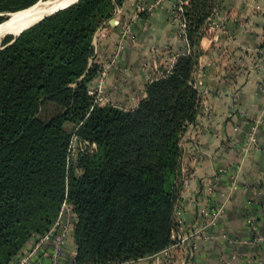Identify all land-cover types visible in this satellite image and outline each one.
<instances>
[{
	"label": "trees",
	"instance_id": "obj_1",
	"mask_svg": "<svg viewBox=\"0 0 264 264\" xmlns=\"http://www.w3.org/2000/svg\"><path fill=\"white\" fill-rule=\"evenodd\" d=\"M10 1L0 8L37 0ZM125 1L75 0L0 44V264L25 255L64 202L75 214L68 264H125L174 242L180 140L202 106L193 71L222 0H179L188 50L131 109L95 102L87 88L95 32ZM73 136L86 146L76 163Z\"/></svg>",
	"mask_w": 264,
	"mask_h": 264
},
{
	"label": "crops",
	"instance_id": "obj_2",
	"mask_svg": "<svg viewBox=\"0 0 264 264\" xmlns=\"http://www.w3.org/2000/svg\"><path fill=\"white\" fill-rule=\"evenodd\" d=\"M137 2L150 11L133 24L105 79L106 91L124 108L136 105L145 94L151 70L141 66L154 61L151 46L171 51L186 46L174 14L178 0ZM214 21L220 28L200 39L204 52L196 79L204 90V105L182 137L180 172L182 178L190 177L178 201L182 224L172 233L168 264H264V245L252 239L255 232L264 233V0H222ZM110 28L115 36L117 29ZM111 46L100 44V56L109 58ZM251 132L256 143L246 150L245 138ZM204 208L207 221L201 216ZM187 231L194 235L182 245L178 238ZM35 241L29 239L19 254ZM51 252L47 243L26 264H68L75 255L72 231L57 259ZM161 259L158 253L125 264Z\"/></svg>",
	"mask_w": 264,
	"mask_h": 264
},
{
	"label": "rangeland",
	"instance_id": "obj_3",
	"mask_svg": "<svg viewBox=\"0 0 264 264\" xmlns=\"http://www.w3.org/2000/svg\"><path fill=\"white\" fill-rule=\"evenodd\" d=\"M18 1H20V0H11L9 2V4L13 5V4L17 3ZM44 1H46V0H37L35 3L39 4L40 2H44ZM127 1H129V3H130V4L128 3L129 5L126 3ZM127 1H125V3L123 4L122 7H119L120 8V13L119 14L116 13L114 15V17L119 19L118 25L105 24V25L99 27L96 30V32H95V35H94L95 36V38H94L95 51H94V57L91 60V66L93 68L94 77L88 83V86H87L88 92H89V94L91 96H93L95 102H98V103H100V102L101 103H109L111 105H114V106H117V107L123 108V109L134 108L137 104L133 105L130 108H124L121 105H118L117 102L113 101V98L111 97V95L106 91L105 79L107 77V74H108L109 70L113 66L116 65L117 60H118V58L120 56V53H121V51H122V49L124 47L125 41L130 37V35L132 33L131 30H132L133 24L136 22V20L139 17H141V16L142 17H146L148 12L150 11L149 10L150 8H146L143 5L139 4L137 2V0H127ZM35 3H33L32 5H34ZM3 5L4 4L0 3V7H2ZM32 5H30V6H32ZM30 6H28V7H30ZM27 8H25V9H27ZM25 9L23 8L21 10L12 12V11H6V10H3V9L0 8V25H3L5 23H7L15 13H17L19 11H22V10H25ZM219 10H220V8L218 10H216L214 15L210 19H208L206 21V24L203 27L204 35H209L210 34L209 32H211L212 29L216 30L217 27L220 28V26L214 21V17L218 13ZM174 11H175V13H174L175 14V18L178 20V23H177L178 36L181 37L184 41H186L185 38H184V29H185V27L183 28V30H181L182 27H180V23L181 24L184 23L183 18H182V8L180 10L176 6L174 8ZM133 15H136V18L131 22V24L129 26V29H128L127 36H125L123 39H121L123 26H124V24L126 22H129V19ZM171 18H172V16H171ZM184 25H185V23H184ZM110 27H113V28L117 29V33H116L115 36L113 35V31L111 30ZM14 35L15 34H13V33H9V34L4 35L0 39V44H1V42L3 41V39L5 37L14 36ZM108 43H111V45H112L111 49L112 50H110L111 51L110 54H109L110 57L105 59L104 57L100 56L101 50L99 51V48H100V44H103L104 46H108ZM150 50H151L150 52L152 53V55L154 57V61L152 63H150V64L144 63L141 66L143 70H146L147 68H148V70H149V68L151 70L150 75H147V77H146V84L149 81V79H152L156 75L157 76L161 75L163 69H168L170 67V65H172L171 64L172 56H174V60H175V56H176L177 53L187 51L188 49H187V42H186V46H185L184 50H181V49L178 50L177 49V50L171 51V48H169L167 46H164V45H153V46H151ZM98 52H99V55L97 57V53ZM174 60H173V62H174ZM198 65H199V60H198ZM198 65L196 66L195 71H193V75H194V78H195L196 86L198 85L197 79H196V73H197V70H198ZM103 69L105 71V74H104V76L101 77V72H102ZM197 88H198V86H197ZM199 89H201V90H199ZM198 90H199V92H200V94L202 96V100H203L204 99L203 98L204 92H201V91H204V90H203V88H198ZM135 97L138 98L137 95H134V99H135ZM203 103L201 102V105ZM201 108H202V106H201ZM200 111H201V109H200ZM70 127H71L70 125L66 126L67 129H69ZM187 128H186V130H187ZM186 130H185V132H186ZM185 132H184V134H185ZM247 138H248V134L246 135V138H245L246 141H247ZM246 141H245V145H244L245 147H246ZM180 146L182 148V138L180 140ZM85 147H84V144H80V140L77 137L73 136L72 142H71L70 153L72 154L74 159H75V157L77 159L78 154L81 151H83ZM91 147H94V145L92 144ZM182 152H183V150H182ZM189 174L186 177L183 178V182H182L183 183V188L187 186L186 184H184V180H185V178L187 179V178L190 177ZM208 179H209V177H208ZM210 183L211 182H209V181L207 182V187L208 188L209 187L211 188ZM169 254L171 255V253H169ZM161 263L162 264H168L166 261L163 260V258L160 260V263H155V264H161Z\"/></svg>",
	"mask_w": 264,
	"mask_h": 264
},
{
	"label": "built area",
	"instance_id": "obj_4",
	"mask_svg": "<svg viewBox=\"0 0 264 264\" xmlns=\"http://www.w3.org/2000/svg\"><path fill=\"white\" fill-rule=\"evenodd\" d=\"M178 9L181 10V2L180 1H179V4H178ZM116 13L117 14L120 13V8L116 9L114 15ZM135 18H136V15H133L129 19V22H126L124 24L123 31H122V34H121V39H123L125 36H127L129 26H130L131 22ZM112 19H114L112 25H118L119 19L116 18V17H114V16L112 17ZM180 27H182L181 30H183V28L185 27L184 23H182V24L180 23ZM94 38H95V36H94ZM94 38H93V43H94ZM173 60H174V56H172L171 64L173 63ZM104 74H105V71L103 69L102 72H101V77L104 76ZM150 80L151 79H149V81ZM197 86H198V88H200L199 85H197ZM199 90H201V89H199ZM201 92H204V91H201ZM202 103H203V100H202ZM255 143H256V138H255L253 132L248 133V138H247L246 147H245L246 150L249 147L253 146ZM184 184H186V185L188 184V179L185 178ZM206 214H207V210L204 208L202 210V215L201 216H203L204 218H206L207 217ZM214 214H216V213H213V215ZM175 219H176L178 225H181L182 224V221H181V218H180V210H178V209L175 212ZM206 221H207V218H206ZM74 222H75V214L73 212V209H72L71 205H69L68 203L64 202L62 204V206H61V209H60V212L58 214V217L56 218L55 222L50 227V229L44 235H42L41 237H39L35 241L34 246L25 255H23L22 257H20L18 259V261H17L16 264H26L27 261L29 260V258L31 256H33L34 254H36V252L43 245H45L47 243L51 244V247H52V252H51L52 259H54V260L57 259L61 255V253H62V249H63V247L65 245V242H66V239H67L68 234L73 230ZM192 234L193 233H190L188 231L187 232H184L182 234V236H180L178 238V241L183 245V242L187 241V239ZM202 238H205L206 239L207 236H203L202 235ZM252 239H253V242L254 243L264 245V234L263 233L255 232ZM171 246H169L166 249H164L163 251L159 252V253L162 254L163 260L166 261L167 263H170L171 262V255L169 254L170 253L169 249H170ZM46 255H47V253H46ZM155 263H158V262L157 261L156 262L154 261V263H152V264H155Z\"/></svg>",
	"mask_w": 264,
	"mask_h": 264
},
{
	"label": "bare ground",
	"instance_id": "obj_5",
	"mask_svg": "<svg viewBox=\"0 0 264 264\" xmlns=\"http://www.w3.org/2000/svg\"><path fill=\"white\" fill-rule=\"evenodd\" d=\"M68 1L70 0H46L44 2H40L37 7L35 5L15 13L7 23L0 25V39L9 33L17 34L22 28L33 23L42 14ZM34 8L35 12L32 13L31 11Z\"/></svg>",
	"mask_w": 264,
	"mask_h": 264
},
{
	"label": "water",
	"instance_id": "obj_6",
	"mask_svg": "<svg viewBox=\"0 0 264 264\" xmlns=\"http://www.w3.org/2000/svg\"><path fill=\"white\" fill-rule=\"evenodd\" d=\"M74 1H75V0H70V1L65 2V3H63V4H60V5L56 6L55 8L51 9L50 11H48V12L42 14L37 20H35L33 23H31V24L25 26L24 28H22V29H21L17 34H15L14 36H17L20 32H22V31L25 30L26 28H28V27L34 25L35 23H37L38 21H40V20L43 19L44 17H46V16H48V15H50V14H52V13H54V12H56V11L62 9V8H64L65 6L71 4V3L74 2ZM35 5H36V7H37L38 3H35L34 5H32V6H30V7H33V6H35ZM36 7H35V8H36ZM35 8L31 11L32 13L35 12ZM32 13H31V14H32ZM11 14H12V13H11ZM7 20H8V19H7ZM113 20H114V19L111 18V19L108 21V23H109L110 25H112V24H113ZM74 162L76 163V157H75V159H74Z\"/></svg>",
	"mask_w": 264,
	"mask_h": 264
}]
</instances>
